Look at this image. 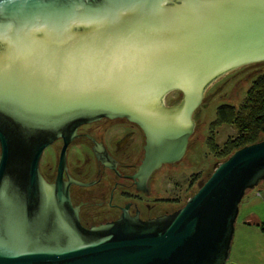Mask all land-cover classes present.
<instances>
[{
	"label": "water",
	"instance_id": "water-1",
	"mask_svg": "<svg viewBox=\"0 0 264 264\" xmlns=\"http://www.w3.org/2000/svg\"><path fill=\"white\" fill-rule=\"evenodd\" d=\"M262 62L264 0H0V264H226L239 204L264 182V139L217 164L182 207L145 221L123 212L84 227L61 174L80 126L121 118L147 136L146 180L184 156L200 102ZM59 138L48 184L39 163Z\"/></svg>",
	"mask_w": 264,
	"mask_h": 264
},
{
	"label": "flooded vegetation",
	"instance_id": "flooded-vegetation-1",
	"mask_svg": "<svg viewBox=\"0 0 264 264\" xmlns=\"http://www.w3.org/2000/svg\"><path fill=\"white\" fill-rule=\"evenodd\" d=\"M76 134L66 148L61 179L69 185L72 207L84 227L114 221L123 212L145 221L176 210L174 200L157 196L153 183L163 169L180 163L184 156L177 162L162 164L144 180L137 174L147 136L138 124L104 118L80 126ZM62 148L63 140L59 138L42 153L39 172L48 184L55 183L58 176Z\"/></svg>",
	"mask_w": 264,
	"mask_h": 264
},
{
	"label": "rangeland",
	"instance_id": "rangeland-1",
	"mask_svg": "<svg viewBox=\"0 0 264 264\" xmlns=\"http://www.w3.org/2000/svg\"><path fill=\"white\" fill-rule=\"evenodd\" d=\"M257 67L254 66L238 71L215 87L200 102L195 112V117H198V123L194 125L182 161L173 167L163 169L157 175L153 183V189L158 194V197L174 200V210L182 207L186 200L197 191L199 182L207 180L215 166L220 163L217 153L228 139L236 136L237 132L234 126L214 124L216 110L221 104L237 106L243 101ZM179 96L180 93L178 91H173L170 95L173 101L179 99ZM263 189L264 182L254 189L248 190L239 204L235 232L226 264H251L259 257H263V249L257 247L259 238L248 235L255 232L252 230L243 232L241 230L244 228L260 229V227L256 226L249 227L243 222H262L264 216ZM241 239L243 241L239 243Z\"/></svg>",
	"mask_w": 264,
	"mask_h": 264
},
{
	"label": "trees",
	"instance_id": "trees-1",
	"mask_svg": "<svg viewBox=\"0 0 264 264\" xmlns=\"http://www.w3.org/2000/svg\"><path fill=\"white\" fill-rule=\"evenodd\" d=\"M255 66H258L257 70L255 68L252 83L243 101L237 106L221 104L216 110L214 124L232 125L237 132L217 153L220 162L236 150L264 139V62ZM259 227L264 232V220L259 223Z\"/></svg>",
	"mask_w": 264,
	"mask_h": 264
},
{
	"label": "snow or ice",
	"instance_id": "snow-or-ice-1",
	"mask_svg": "<svg viewBox=\"0 0 264 264\" xmlns=\"http://www.w3.org/2000/svg\"><path fill=\"white\" fill-rule=\"evenodd\" d=\"M39 3L44 5H57L62 3H67L68 0H38ZM152 0H89L90 4H124L126 6H136V5H148ZM195 4V0H193Z\"/></svg>",
	"mask_w": 264,
	"mask_h": 264
},
{
	"label": "crops",
	"instance_id": "crops-1",
	"mask_svg": "<svg viewBox=\"0 0 264 264\" xmlns=\"http://www.w3.org/2000/svg\"><path fill=\"white\" fill-rule=\"evenodd\" d=\"M263 192H264V189H263ZM264 215V214H263ZM263 220H264V216H263ZM243 224H246V225H248L249 227L250 226H256V227H258L259 228V223H248V222H243ZM243 232H247V231H249V230H252L253 232H255V233H250V234H248V235H251V236H254L255 238H259V240H258V248H262L263 249V257L261 258V257H259L256 261H253V262H251V264H264V232H262L261 231V229H258V230H254V229H241ZM235 232V231H234ZM245 234H247V233H245ZM239 240V239H238ZM243 241V239H241L240 241H239V243L240 242H242ZM247 245L249 246V243L247 242ZM239 248V247H238Z\"/></svg>",
	"mask_w": 264,
	"mask_h": 264
}]
</instances>
